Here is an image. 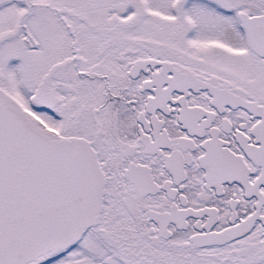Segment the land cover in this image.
Listing matches in <instances>:
<instances>
[{"label": "snow or ice", "instance_id": "snow-or-ice-1", "mask_svg": "<svg viewBox=\"0 0 264 264\" xmlns=\"http://www.w3.org/2000/svg\"><path fill=\"white\" fill-rule=\"evenodd\" d=\"M0 264H264V0H0Z\"/></svg>", "mask_w": 264, "mask_h": 264}]
</instances>
